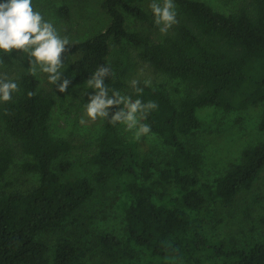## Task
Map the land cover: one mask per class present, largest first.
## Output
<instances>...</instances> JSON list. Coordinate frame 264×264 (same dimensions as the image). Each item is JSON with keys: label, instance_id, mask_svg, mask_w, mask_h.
Segmentation results:
<instances>
[{"label": "trees", "instance_id": "trees-1", "mask_svg": "<svg viewBox=\"0 0 264 264\" xmlns=\"http://www.w3.org/2000/svg\"><path fill=\"white\" fill-rule=\"evenodd\" d=\"M4 2V0H0ZM70 0H60L57 15L71 18ZM181 20L161 40H152L126 29V15L146 20L143 8L126 0H102L101 8L109 17L102 31L69 43L72 81L85 83L100 65L111 68L105 83L116 79L108 62L112 44L127 41L140 48L138 58L153 71L181 79L194 91L178 104L161 87L145 86L138 94L126 85L123 95L143 102L154 101L158 107L141 123L151 127L171 148L172 154L159 167L151 159H140L136 140L123 134L121 124L102 119L89 162L95 167L91 177L62 179L54 169L65 172L69 160H62L74 149L64 138L52 135L49 120L53 101L39 90V80L29 72L19 76V91L12 101L3 103L0 122L13 146H0V179L13 163L16 150L31 157L22 164L26 172L38 175V184L25 191L0 194V264H89L88 248L78 232L75 212L95 192V185L112 179L124 182L130 201L124 210L122 241L111 233L100 234L96 243L104 254L124 247V256L133 259L137 249L150 258V264H203L204 257L220 258V264H264V236L261 240L229 248L222 241H210L201 232L198 219L188 211L198 212L209 202L230 205L242 191L252 188L264 170V140L242 149L238 162L231 163L213 184L195 177L201 156L187 148L181 137L195 133L201 126L196 109L214 106L224 111L245 109L264 102V0H247L237 11L223 13L202 0H174ZM11 55L0 52V61L11 63ZM32 92V96H28ZM120 107H123L121 105ZM259 129L264 132V109ZM158 172L154 179V171ZM173 185L181 192L170 205L156 203L162 198L158 187ZM256 201L264 200L257 194ZM247 212V209H244ZM72 219L71 229L62 236L49 255V246L38 239L48 230H63Z\"/></svg>", "mask_w": 264, "mask_h": 264}, {"label": "rangeland", "instance_id": "rangeland-1", "mask_svg": "<svg viewBox=\"0 0 264 264\" xmlns=\"http://www.w3.org/2000/svg\"><path fill=\"white\" fill-rule=\"evenodd\" d=\"M137 4L145 10L146 20H137L126 15V29L130 32H139L152 40H161L167 33H161L154 23L149 4L151 0H126ZM214 9L223 13L235 12L247 2V0H202ZM102 0H70L71 18L65 20L57 15L60 0H32L34 9L41 12L46 21L51 22L62 37H67L69 42L84 40L109 25V17L101 8ZM177 20H181V14L176 6ZM140 48L127 41L120 44H112L107 60L113 66L116 79L111 83H105L111 88L123 91L126 85L133 80L150 81V85L161 87L167 95L178 104L182 99L195 94L181 79H173L155 72L144 64L139 58ZM11 63L0 64V77L14 80L19 86V76L28 72L29 57L12 50ZM75 59L70 56L64 60V78L71 80L65 93L56 90L57 85L49 82L47 74L37 72L39 90L50 96L53 101L49 120L50 131L53 136L64 138L74 145L69 154L62 160H69L70 166L62 172L55 163L54 169L62 178H74L77 176L91 177L95 167L89 162L90 155L95 150V141L100 131L102 119L91 121L86 117L85 104L87 96L93 89L85 83H74L70 71V64ZM17 92L13 93V96ZM3 103H0V111ZM264 109V102L250 105L245 109L224 111L214 106H203L196 109V115L201 121L200 128L193 134L182 136L185 146L201 156L199 169L195 173L199 184H213L215 179L221 176L231 163L238 162L243 148L264 140V132L259 129L260 116ZM84 118L85 123L80 120ZM123 134L134 138L133 132L125 131ZM138 148L140 159L149 158L159 167L164 160L172 154L171 148L164 145L155 135L142 136ZM13 146L12 140L5 134L0 122V146ZM13 163L9 166L4 177L0 179V194L13 191L25 192L38 184V175L35 172H26L22 164L31 161V157L16 150ZM154 171V179L158 172ZM158 193H163L162 198L154 197L156 203L170 205L180 196L181 192L173 185L158 187ZM257 194H264V170L260 172L252 188L240 192L232 204L225 205L220 201L209 202L198 212L188 211L191 219H198L201 223V232L210 241H222L229 248H240L264 236V200L256 201ZM130 197L125 190L121 179H112L103 185H95L92 197L84 203L74 218L78 220V232L81 240L88 248L86 261L89 264H150L147 254L136 250L135 257L129 259L124 256V247H115L106 255L96 243V237L100 234L111 233L122 241L124 236V210ZM247 212H244V209ZM72 219H69L63 230H48L42 232L38 239L45 242L51 249L57 241L65 236L71 229ZM222 259L204 257L203 264H220ZM178 264H187L181 260Z\"/></svg>", "mask_w": 264, "mask_h": 264}, {"label": "clouds", "instance_id": "clouds-1", "mask_svg": "<svg viewBox=\"0 0 264 264\" xmlns=\"http://www.w3.org/2000/svg\"><path fill=\"white\" fill-rule=\"evenodd\" d=\"M149 8L161 33H167L179 23L174 0H151ZM69 43L66 36L62 37L54 25L34 9L32 0L0 2V52L9 55L12 50H19L26 54L29 57V74L36 76L38 71L47 74L49 82L57 85L56 90L60 93H65L71 83L63 76L64 54L70 51ZM110 73L109 66L100 65L86 81L87 86L93 89L87 96L86 117L91 121L108 119L114 125L121 124L125 131L133 132L136 140L149 136L150 125L141 121L158 107L157 103H145L139 98L133 100L130 96L122 95L120 90L107 86L105 80ZM137 84L138 81H131V86L140 94L143 89L138 88ZM145 86H150V81H145ZM18 91V84L14 80L0 77V103L12 101L13 93ZM32 95V92H28V96ZM85 122L84 118L80 120L81 124Z\"/></svg>", "mask_w": 264, "mask_h": 264}]
</instances>
